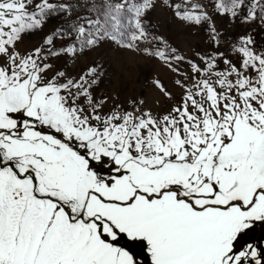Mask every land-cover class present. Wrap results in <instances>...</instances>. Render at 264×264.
Returning a JSON list of instances; mask_svg holds the SVG:
<instances>
[{"label": "snow or ice", "instance_id": "snow-or-ice-1", "mask_svg": "<svg viewBox=\"0 0 264 264\" xmlns=\"http://www.w3.org/2000/svg\"><path fill=\"white\" fill-rule=\"evenodd\" d=\"M155 3L107 5L112 21L132 14L119 40L88 19L96 32L76 27L79 49L56 48L55 38L71 39L58 28L22 54L23 35L53 13L70 14L71 4L0 0V264H139L133 253L144 248L151 264H264V249L236 244L264 223V52L250 47L251 37L236 49L239 66L224 59L217 71L222 53L200 57L203 67L187 61L191 77L174 66L186 59L175 49L144 48L183 76L174 81L184 90L180 103L163 116L143 109V100L105 113L108 97L93 94L99 64L78 79L48 76L49 58L76 57L105 38L141 51L150 39L143 18ZM216 6L235 17L245 0ZM174 7L186 23L209 19L201 5ZM257 10L264 13V0H248L245 19ZM153 84L172 98L161 80Z\"/></svg>", "mask_w": 264, "mask_h": 264}, {"label": "rangeland", "instance_id": "rangeland-1", "mask_svg": "<svg viewBox=\"0 0 264 264\" xmlns=\"http://www.w3.org/2000/svg\"><path fill=\"white\" fill-rule=\"evenodd\" d=\"M53 2L61 4L65 0H53ZM68 2L71 4L70 14L53 13L42 28L23 35L17 44V50L23 54L41 46L45 37L58 28L63 29L65 33L71 32V39L67 36L55 38L56 48L74 44L79 49L83 38L76 39L75 28L84 24L89 32H96L95 24L92 26L86 24L88 19L99 20L101 30L106 29L109 36L116 34L118 40L121 33L125 36L129 34L131 13L123 11L118 21H112L105 16L108 4L123 0H68ZM130 2L139 3L140 0H130ZM218 2L219 0H168L166 5L162 0H156L155 6L143 18L150 39L139 43L138 47L141 51H130L117 42L105 38L98 46L85 48L76 57L62 55L49 58L47 62L53 65V69L48 76L50 77L55 71H64L68 78L78 79L90 66L99 64L102 66L103 76L93 88V94L98 98L108 97V103L103 109L105 113L116 104L121 105L122 110H131L133 105L129 103L130 100H143V109L151 110L153 115L163 116L174 105L180 103L184 90L175 85L174 81L183 79V76L172 72L159 58L145 55L142 51L144 48L164 49L168 55H172L170 50L175 49L177 54L185 56L186 59L185 62L174 66L178 67L181 73H188L189 77L192 74L187 61H195L203 67L200 57L222 53L223 57L217 59V71L227 67L223 62L224 59L231 60L233 64L239 66L242 54L236 49L241 44V37H251L253 43L250 47L256 52H264V13L257 10L256 19L246 20L248 0H245V6L233 17L230 13L219 10L216 6ZM227 2L229 0H225V3ZM193 4L201 5L200 10L206 12L209 19L200 24L186 23L175 15L177 11L175 5H180L179 10L183 11L193 10ZM213 26L217 34L216 41L212 38ZM152 37L162 38L166 45L160 40L151 39ZM154 79L161 80L171 93V99L165 98L159 92L153 84ZM187 82L190 84L191 80ZM236 244L238 249H243L249 244L264 249V223L256 222L238 238ZM133 254L139 264H151L146 248L142 252L136 250Z\"/></svg>", "mask_w": 264, "mask_h": 264}]
</instances>
